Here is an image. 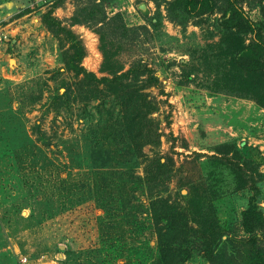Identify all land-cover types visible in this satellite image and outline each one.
I'll return each mask as SVG.
<instances>
[{
	"label": "rangeland",
	"instance_id": "1",
	"mask_svg": "<svg viewBox=\"0 0 264 264\" xmlns=\"http://www.w3.org/2000/svg\"><path fill=\"white\" fill-rule=\"evenodd\" d=\"M187 1L0 0V264H253L264 58Z\"/></svg>",
	"mask_w": 264,
	"mask_h": 264
},
{
	"label": "trees",
	"instance_id": "2",
	"mask_svg": "<svg viewBox=\"0 0 264 264\" xmlns=\"http://www.w3.org/2000/svg\"><path fill=\"white\" fill-rule=\"evenodd\" d=\"M197 3L195 0H188L187 7L195 8ZM218 9L221 12V21L226 28L245 29L252 34L250 41L238 49L239 61L249 69H262L264 44L260 29L245 12L243 6L236 0H223ZM81 56L82 50L79 48L74 57L80 58ZM76 68L78 72L83 69L82 66H76ZM86 73L96 80H110L107 77L99 78L95 74ZM126 74L117 75L116 77L121 78ZM242 215L244 228L250 234L249 241L252 249L253 264H264V244L261 243L262 238H264V219L255 197L252 198L250 205L242 211Z\"/></svg>",
	"mask_w": 264,
	"mask_h": 264
},
{
	"label": "built area",
	"instance_id": "3",
	"mask_svg": "<svg viewBox=\"0 0 264 264\" xmlns=\"http://www.w3.org/2000/svg\"><path fill=\"white\" fill-rule=\"evenodd\" d=\"M24 259L26 260V257H24Z\"/></svg>",
	"mask_w": 264,
	"mask_h": 264
}]
</instances>
